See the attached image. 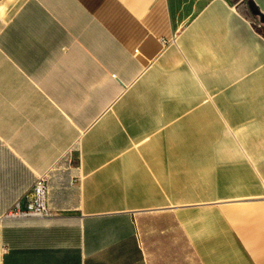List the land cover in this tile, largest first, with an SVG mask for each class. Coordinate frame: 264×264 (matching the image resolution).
<instances>
[{"label": "crops", "instance_id": "1", "mask_svg": "<svg viewBox=\"0 0 264 264\" xmlns=\"http://www.w3.org/2000/svg\"><path fill=\"white\" fill-rule=\"evenodd\" d=\"M0 264H264V0H0Z\"/></svg>", "mask_w": 264, "mask_h": 264}, {"label": "built area", "instance_id": "2", "mask_svg": "<svg viewBox=\"0 0 264 264\" xmlns=\"http://www.w3.org/2000/svg\"><path fill=\"white\" fill-rule=\"evenodd\" d=\"M49 188L45 176L37 179L33 188V199L25 206L15 204L13 210L6 214V218H27V217H49L52 215L49 200Z\"/></svg>", "mask_w": 264, "mask_h": 264}, {"label": "rangeland", "instance_id": "3", "mask_svg": "<svg viewBox=\"0 0 264 264\" xmlns=\"http://www.w3.org/2000/svg\"><path fill=\"white\" fill-rule=\"evenodd\" d=\"M235 1H237V0H235Z\"/></svg>", "mask_w": 264, "mask_h": 264}]
</instances>
